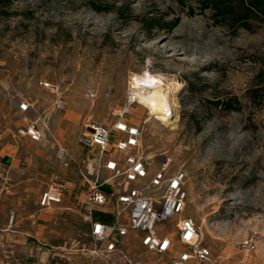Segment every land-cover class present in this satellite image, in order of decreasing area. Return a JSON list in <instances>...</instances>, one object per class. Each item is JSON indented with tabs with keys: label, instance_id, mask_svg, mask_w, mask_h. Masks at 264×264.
<instances>
[{
	"label": "rangeland",
	"instance_id": "374dc122",
	"mask_svg": "<svg viewBox=\"0 0 264 264\" xmlns=\"http://www.w3.org/2000/svg\"><path fill=\"white\" fill-rule=\"evenodd\" d=\"M186 11L173 0H1L0 228L12 211L14 218L0 231V264H124L96 256L81 216L95 154L79 137L89 123L109 125L133 76L146 72L171 85L172 117L161 122L135 102L128 118L154 168L167 158L169 172L184 171L187 195L181 214L155 225L158 235L178 252L176 225L191 217L215 264H264V25L232 30L196 7ZM150 16L161 25L179 20L146 33L141 21ZM30 121L39 142L23 134ZM54 176L68 190L43 209ZM247 237L254 249L242 247ZM120 243L143 264H158L135 231Z\"/></svg>",
	"mask_w": 264,
	"mask_h": 264
},
{
	"label": "built area",
	"instance_id": "2783aa9c",
	"mask_svg": "<svg viewBox=\"0 0 264 264\" xmlns=\"http://www.w3.org/2000/svg\"><path fill=\"white\" fill-rule=\"evenodd\" d=\"M40 84L52 89L48 81H40ZM132 90L124 106L113 110L114 120L109 125L89 123L79 137L84 148L96 151L95 158L90 161L92 171L86 178L87 192L81 213L96 242V256L116 257L124 264H143L127 253L120 243L121 238L135 231L140 245L155 255L158 264H215V256L203 243L191 217L181 218L176 225L177 241L183 246L178 252L173 251L170 237L157 233V223L173 218L185 209V173L181 169L169 172L170 159L167 158L154 168L153 160L143 155L140 127L125 119L130 107L137 102ZM18 108L27 111L30 103L22 100ZM115 133L123 135L114 141L116 151L123 155L121 158L111 156L109 151ZM23 134L34 142L42 140L36 121H30ZM59 153L63 154L62 148ZM67 190L66 180L54 176L41 193L40 207L50 208L60 203ZM13 218L11 214L8 227ZM241 245L251 250L255 248V241L253 237H247Z\"/></svg>",
	"mask_w": 264,
	"mask_h": 264
},
{
	"label": "trees",
	"instance_id": "16d2710c",
	"mask_svg": "<svg viewBox=\"0 0 264 264\" xmlns=\"http://www.w3.org/2000/svg\"><path fill=\"white\" fill-rule=\"evenodd\" d=\"M188 15L193 14L194 8L207 12L209 19L215 24L232 30L238 28L252 30L254 24L264 25V0H173ZM1 2V0H0ZM97 10L99 7H95ZM178 17L161 25L155 17L142 19V27L149 33L155 26L174 27ZM260 73L264 72V51L259 57ZM219 102V101H218Z\"/></svg>",
	"mask_w": 264,
	"mask_h": 264
},
{
	"label": "bare ground",
	"instance_id": "6f19581e",
	"mask_svg": "<svg viewBox=\"0 0 264 264\" xmlns=\"http://www.w3.org/2000/svg\"><path fill=\"white\" fill-rule=\"evenodd\" d=\"M130 86L133 88L132 93L136 101L143 103L150 115H154L161 122L170 121L172 117L168 103L170 84H164L161 77H154L146 72L145 75H134Z\"/></svg>",
	"mask_w": 264,
	"mask_h": 264
},
{
	"label": "crops",
	"instance_id": "0c3cea01",
	"mask_svg": "<svg viewBox=\"0 0 264 264\" xmlns=\"http://www.w3.org/2000/svg\"><path fill=\"white\" fill-rule=\"evenodd\" d=\"M125 119H126V121H127L128 123H130V124L138 125V124H136L131 118L126 117ZM121 137H123L122 134L115 133V135L113 136V140H112V142H111V144H110V146H109V151L111 152V156H113V157H115V158H121V157L123 156L122 153L119 152V151H116V149H115V147H114V141H115V139H117V138H121ZM6 148H7V147H6ZM92 151H93L94 153L96 152L95 150H92ZM1 153H6V151L3 152L2 150H0V156H2ZM86 192H87V183H86V187H85V190H84L83 198H82V201H81L82 206H83V201H84V197H85ZM65 195H66V192L64 193L61 202L63 201ZM0 198H1V196H0ZM61 202H60V203H61ZM82 206H81V207H82ZM43 209H47V208H43ZM11 214H13V211H12ZM11 214H10V215H11ZM48 214H49V213H48L47 211H43L42 213H40V215L38 216L40 223H41V222H46V219H47L46 217H47ZM13 215H14V214H13ZM7 216H8V215H7ZM13 217H14V216H13ZM5 220H6L5 224L7 223V225H6L5 227H3L2 229L0 228V231H3V230H4L3 232H6V231L9 229V227H8V220H7V217H6ZM89 232H90V227H89ZM5 234H8V233H5ZM2 238H4V237H3V234L0 233V243H1V241H2ZM3 240H4V239H3Z\"/></svg>",
	"mask_w": 264,
	"mask_h": 264
}]
</instances>
